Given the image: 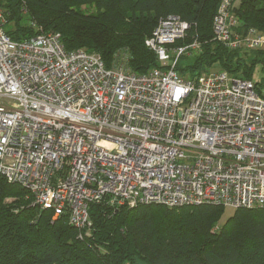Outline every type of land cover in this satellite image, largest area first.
Returning <instances> with one entry per match:
<instances>
[{
	"label": "built area",
	"instance_id": "obj_1",
	"mask_svg": "<svg viewBox=\"0 0 264 264\" xmlns=\"http://www.w3.org/2000/svg\"><path fill=\"white\" fill-rule=\"evenodd\" d=\"M231 4L221 0L213 39L264 50V34L237 32ZM6 22L0 7V176L32 205L52 219L67 213L78 237L101 201L264 209V94L225 70L181 76L179 59L201 49L196 39L178 45L189 23L159 19L145 40L158 66L135 73L65 50L58 33L13 40Z\"/></svg>",
	"mask_w": 264,
	"mask_h": 264
},
{
	"label": "trees",
	"instance_id": "obj_2",
	"mask_svg": "<svg viewBox=\"0 0 264 264\" xmlns=\"http://www.w3.org/2000/svg\"><path fill=\"white\" fill-rule=\"evenodd\" d=\"M220 2L0 0V7L13 40L58 33L65 50L95 53L106 68L125 62L135 73L158 66L145 40L159 19L178 16L190 24L178 45L194 39L201 45L191 63L177 64L181 76L193 80L217 66L253 81L258 65L264 71V50H230L213 39L212 19ZM82 6L91 9L83 12ZM230 12L238 33L253 28L264 34V0H232ZM254 87L262 94L264 82ZM26 195L0 176V264H264L262 208L236 209L223 218L220 205L128 208L101 201L89 205L91 228L78 237L67 213L52 219L51 211L32 205Z\"/></svg>",
	"mask_w": 264,
	"mask_h": 264
},
{
	"label": "rangeland",
	"instance_id": "obj_3",
	"mask_svg": "<svg viewBox=\"0 0 264 264\" xmlns=\"http://www.w3.org/2000/svg\"><path fill=\"white\" fill-rule=\"evenodd\" d=\"M91 8H87V7H81V10L83 12L85 11H89ZM195 51H188L186 52L180 59H179V63L178 65L180 67H184L187 64L191 63L197 56H195ZM219 70L217 66H213L212 68H210V70L208 71H204L202 73H209V72H215ZM202 73H200V75H202ZM253 81L256 83H260L261 81L264 82V71L262 70V66H257L255 68V71L253 73ZM199 76V75H198ZM261 92L262 94H264V87H261ZM12 201V199H9V202ZM233 210L231 209H227L225 208L224 214H223V218L227 217L229 214H231Z\"/></svg>",
	"mask_w": 264,
	"mask_h": 264
},
{
	"label": "bare ground",
	"instance_id": "obj_4",
	"mask_svg": "<svg viewBox=\"0 0 264 264\" xmlns=\"http://www.w3.org/2000/svg\"><path fill=\"white\" fill-rule=\"evenodd\" d=\"M152 205H154V204H152Z\"/></svg>",
	"mask_w": 264,
	"mask_h": 264
}]
</instances>
